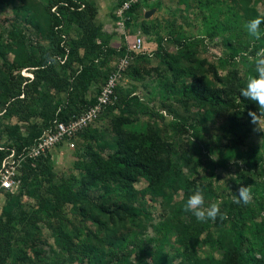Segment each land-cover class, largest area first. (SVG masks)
<instances>
[{"label": "trees", "instance_id": "16d2710c", "mask_svg": "<svg viewBox=\"0 0 264 264\" xmlns=\"http://www.w3.org/2000/svg\"><path fill=\"white\" fill-rule=\"evenodd\" d=\"M18 1L13 7L17 18L0 30V165L10 149L20 152L54 120L67 121L94 105L115 68L109 66L110 58L118 60L126 53L125 42L113 45V35L103 30L95 0ZM123 1L114 7V22L115 10ZM217 2L215 9L202 16L200 27L206 38L221 37L225 50L220 65L237 57L256 58L264 37L249 43L241 35L247 32V21L264 17L257 0ZM159 7V0L132 3L124 13L126 30L134 13L143 9L136 31L152 32V20L145 18V11ZM72 28L75 35L70 34ZM260 28L264 32V23ZM134 32L128 30V34ZM174 32L171 28L168 35ZM170 36L163 39L167 42L159 39L156 53L165 68L158 78L165 100L159 107L147 105L135 91L125 93L119 85L124 75L138 78L137 68L130 63L115 85V99L98 115L109 117L107 130L92 128V122L71 138L73 147L75 139L84 147L74 161V174L58 177L50 151L21 162L16 191L0 189V264H59L38 245V222L43 216L59 222L54 243L85 264H148L144 253L132 260L134 246L127 242L129 228L151 219L147 195L160 197L175 212L160 225L152 224L154 229L177 234L169 250L155 244L148 253L152 264H264V216L259 217L264 213V157L257 147L246 151L245 167L238 172L242 186L263 181L260 189H252L251 203L223 199L220 211L227 219L218 216L205 222L183 210L187 197L198 188L192 179L195 157L187 148L181 149L185 135L211 151L205 127L209 117L217 116L223 119L218 128L222 136L215 135V140L231 136L237 147L250 133L264 138L260 125L248 115L249 111L258 114L257 105L239 92L249 76L241 78L235 70L217 74L216 67L199 54L202 38L179 32L176 40ZM168 42L172 50L165 46ZM148 55L146 51L134 58ZM25 68L32 78L21 73ZM161 111L171 116L167 124L133 126L131 117L139 114L163 121ZM110 143L112 150L105 153ZM200 188L206 199L213 198L210 186ZM181 190L184 200L176 209L174 196ZM33 197L36 205L29 207L24 199ZM65 206L79 214L76 226L69 227L65 221Z\"/></svg>", "mask_w": 264, "mask_h": 264}, {"label": "rangeland", "instance_id": "374dc122", "mask_svg": "<svg viewBox=\"0 0 264 264\" xmlns=\"http://www.w3.org/2000/svg\"><path fill=\"white\" fill-rule=\"evenodd\" d=\"M13 4H7L6 2L0 3V30L9 27V24L13 22L17 15L13 7L18 6L19 1L13 0ZM119 0H95L98 9L97 19L104 23V28L108 34L113 35V45H120L125 42L121 34L114 29V18L112 17L114 7ZM156 0H150L154 2ZM160 7L150 8L153 12L148 17L152 20L153 31L144 32L145 45L149 55L142 59L139 56L133 58L131 64L137 68L138 78H133L129 75H124L119 85L125 93L135 91L143 102L147 105L155 108L159 107L162 101H165L158 85V78L164 73V64H162L156 55L159 45V39H165L170 36L168 32L171 28L174 29V34L170 37L176 40L179 34H192L195 38L203 39V43L199 45V54L201 57L206 58L207 63L213 64L216 67L217 74L223 75L229 73V71L235 70L236 75L241 78L250 76V71L254 69V59L249 57L246 61H243L240 57L236 60H231L223 66L220 65L221 57H224V46L221 41V37L217 36L214 39L206 38L203 34L202 26L204 22H201L202 16L208 14L211 9H215L217 0H159ZM209 1L207 8H204L205 3ZM149 4V3H148ZM149 6V5H144ZM151 6V5H150ZM258 9L264 14V0H257ZM145 11V12H146ZM143 9L134 13L133 20L130 22L128 30L135 31L139 28L140 23L143 20L142 17ZM146 18V17H145ZM209 19H207L208 21ZM134 32V33H135ZM76 31L70 29V34L75 35ZM130 33V32H129ZM131 33L129 35H132ZM245 41L252 43L253 38L244 32L241 35ZM164 41V40H163ZM164 42H167L166 40ZM168 47V50H172L173 46L170 42L164 43ZM205 46V47H204ZM264 50V47L260 49L258 54ZM117 62V56H112L109 60V66L112 68ZM256 73V72H255ZM164 116V120L161 121L158 118L149 117L148 114H139L131 117L133 126L142 128L147 123L157 124L162 126L167 124L171 120V116L165 111H161ZM259 115V112H258ZM223 119L217 116L209 117L207 125L205 127L206 137L211 138V151H208L200 141L193 139L191 136L184 137V144H181L182 148H187L195 157L196 169L192 175V179L195 185L200 187L208 188L211 187L214 192L213 198H205V206L207 207L211 203H221L223 199L235 197L237 189L242 186V181L238 176V172L245 167L244 155L246 151L257 147L260 153L264 157V138L255 133H250L243 142L234 147L231 140V136L224 137L220 141L215 140V135L222 136L219 126L222 124ZM14 122V120H11ZM258 124L261 129H264V115L258 116ZM109 117L99 116L92 124L91 127L97 130L106 131L109 127ZM171 132L170 130L168 131ZM109 135V134H108ZM107 135V136H108ZM189 138V139H187ZM79 139H75V147L67 148V146L57 147L51 152V163L53 165L54 172L58 177L68 176L74 174L73 164L78 156L84 153V147L78 144ZM110 143L105 149V153L112 150ZM242 161V163H239ZM222 162L224 164H222ZM187 172V169H184ZM263 181L257 179L255 183L256 190L262 187ZM254 186L249 187L251 191ZM2 194H0V204L2 202ZM146 204L150 211V220H141L140 226H132L128 229L127 242L134 246L132 252V260L137 259L140 253H144L147 258L148 264H152V259L148 255L154 250L155 244H162L165 249L169 250L174 244H176L177 234L173 230H169L164 234L162 231L158 232L157 228L154 229L153 225H160L165 218H168L175 214L174 209L165 204L160 197L146 196ZM27 205L33 207L36 205V198H25ZM184 200L183 191H179L175 196L173 203L175 208H180V203ZM64 216L66 222L69 223V227L76 226L79 224V214L70 206L64 207ZM264 213H261L259 217H263ZM153 224V225H152ZM39 233H38V245L42 251L50 256V260L61 264H85L75 258L71 254H67L55 242L54 232L58 227L59 222L57 219L48 220L44 216L40 218L39 222Z\"/></svg>", "mask_w": 264, "mask_h": 264}, {"label": "built area", "instance_id": "2783aa9c", "mask_svg": "<svg viewBox=\"0 0 264 264\" xmlns=\"http://www.w3.org/2000/svg\"><path fill=\"white\" fill-rule=\"evenodd\" d=\"M137 1L124 0L115 10L117 20L114 22V29L125 40L126 53L115 63L114 70L110 72L97 95L96 103L83 113L71 116L67 121L54 120L49 128L44 130L30 145L23 147L20 152L10 149L9 154L3 158L0 165V189L16 191L19 188L21 181L17 177V170L23 160H34L52 151L62 143L67 148H73L74 143L71 138L94 122L103 108L113 102L115 99V85L120 81L123 72L130 65L134 55L147 51L145 38L141 31L137 30L134 34L129 35L125 27L124 13L132 3ZM21 73L29 78L33 77L32 73L28 72L26 68Z\"/></svg>", "mask_w": 264, "mask_h": 264}, {"label": "clouds", "instance_id": "9594fccd", "mask_svg": "<svg viewBox=\"0 0 264 264\" xmlns=\"http://www.w3.org/2000/svg\"><path fill=\"white\" fill-rule=\"evenodd\" d=\"M264 23V17L257 16L250 19L244 25L247 33L255 40H260L264 37V32L261 31V24ZM256 75L249 76L243 87L240 88V96L254 102L259 111H249L251 122L258 124V116L264 115V50H262L253 61ZM260 131L264 129L258 128ZM239 163H242L240 161ZM252 201L251 190L248 186H240L237 189L236 195L233 198L235 204H249ZM183 210L190 212L198 221L205 222L207 220H215L218 216L220 219H227L226 213H221L218 203H211L205 206V195L202 188H197L190 194L183 204Z\"/></svg>", "mask_w": 264, "mask_h": 264}, {"label": "water", "instance_id": "95a60500", "mask_svg": "<svg viewBox=\"0 0 264 264\" xmlns=\"http://www.w3.org/2000/svg\"><path fill=\"white\" fill-rule=\"evenodd\" d=\"M152 12H153V9L146 11L145 12V17L148 18L151 15Z\"/></svg>", "mask_w": 264, "mask_h": 264}, {"label": "crops", "instance_id": "0c3cea01", "mask_svg": "<svg viewBox=\"0 0 264 264\" xmlns=\"http://www.w3.org/2000/svg\"><path fill=\"white\" fill-rule=\"evenodd\" d=\"M101 22H102V21H101ZM104 26H105V25H104V23H103V30H104L105 32H107L106 29L104 28ZM107 33H108V32H107Z\"/></svg>", "mask_w": 264, "mask_h": 264}]
</instances>
